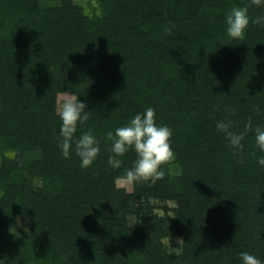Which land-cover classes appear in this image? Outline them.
I'll list each match as a JSON object with an SVG mask.
<instances>
[{"label":"trees","instance_id":"obj_1","mask_svg":"<svg viewBox=\"0 0 264 264\" xmlns=\"http://www.w3.org/2000/svg\"><path fill=\"white\" fill-rule=\"evenodd\" d=\"M80 1L0 0V264H264V0ZM233 7L248 8L243 40L227 35ZM63 91L89 113L68 158ZM149 107L176 158L155 184L122 186L137 156L111 167L105 133ZM249 117L233 155L217 122L240 133ZM89 129L100 152L84 168Z\"/></svg>","mask_w":264,"mask_h":264},{"label":"clouds","instance_id":"obj_2","mask_svg":"<svg viewBox=\"0 0 264 264\" xmlns=\"http://www.w3.org/2000/svg\"><path fill=\"white\" fill-rule=\"evenodd\" d=\"M251 4L261 6L262 0H251ZM249 22L247 7H233L226 17L228 37L239 40L245 39ZM251 22L260 25L264 23V17H257ZM173 27L174 25L166 27L164 29L165 35H174ZM58 95L57 112L62 121L59 146L63 150L64 157L68 158L77 126L78 124L84 125L88 121L89 113L86 111L87 106L80 102L72 92L63 91ZM227 111L235 114L236 110L228 108ZM256 111L259 112L258 107ZM233 126L231 120L219 121L216 129L225 135L229 141V146L233 149V155H237L243 151L242 141L245 135L253 131L252 118H248L244 132H233L231 130ZM254 131L256 145L260 151L264 152V129L257 126ZM172 135L171 128L156 123L155 110L149 107L142 114H136L126 126L118 127L115 134L112 131L105 133L106 139L112 143L110 151L113 155L109 157L108 163L113 168H119L123 162L118 157L124 156L130 149L134 150L137 159L134 166L126 170L127 183L132 185L137 182L151 181L152 184H155L165 175L161 170L162 166L171 163L176 158L171 144ZM75 151L81 159V167L87 168L92 165L99 155L100 147L91 129L75 141ZM258 162L264 166V158H260ZM178 243L182 244V239L178 238ZM240 258L243 264H262L258 258L247 252H242Z\"/></svg>","mask_w":264,"mask_h":264},{"label":"rangeland","instance_id":"obj_3","mask_svg":"<svg viewBox=\"0 0 264 264\" xmlns=\"http://www.w3.org/2000/svg\"><path fill=\"white\" fill-rule=\"evenodd\" d=\"M78 2L81 3L80 0H78ZM120 185L129 187V184L127 183L126 180H120ZM166 242H167V244H168V247H169L171 250H173V249L175 250V247L179 244V243H178V238H175V239H173V240H168V239H167Z\"/></svg>","mask_w":264,"mask_h":264}]
</instances>
